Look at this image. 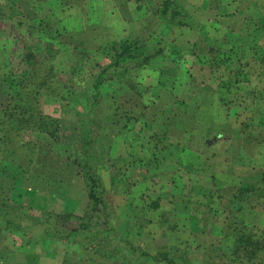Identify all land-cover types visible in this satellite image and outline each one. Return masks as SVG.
<instances>
[{
	"label": "rangeland",
	"instance_id": "1",
	"mask_svg": "<svg viewBox=\"0 0 264 264\" xmlns=\"http://www.w3.org/2000/svg\"><path fill=\"white\" fill-rule=\"evenodd\" d=\"M174 1L193 29L162 19L163 0H0L16 11L0 20V119L13 105L2 60L26 46L28 25L46 24L40 37L57 34L63 50L126 35L143 44L103 83L98 104L43 98L55 137L25 135L34 162L7 188L36 218L26 233L0 230V264H238L233 240L245 226L264 244V0ZM2 164L6 176L15 168ZM87 168L130 245L100 234L96 251L79 235L82 245L45 237L46 221L62 230L61 212L85 211Z\"/></svg>",
	"mask_w": 264,
	"mask_h": 264
},
{
	"label": "trees",
	"instance_id": "2",
	"mask_svg": "<svg viewBox=\"0 0 264 264\" xmlns=\"http://www.w3.org/2000/svg\"><path fill=\"white\" fill-rule=\"evenodd\" d=\"M12 9V4L0 3V20L11 19L16 13ZM159 13L162 19L177 20L176 25L194 28L192 17L174 0H163ZM34 23L35 25L27 26L30 37L26 46L20 48L16 45L2 60L6 68L5 88L13 105L5 108L0 119V230L20 234L28 232L27 228L22 230L24 221H31L36 217L28 214L25 204L14 200L7 188L13 184L11 182L27 176L34 162L37 144L26 140L25 135L29 132H40L47 134L49 138L55 137L58 119L42 112L43 98L56 97L66 102V105L82 104L83 100H88L91 106L98 104L100 87L112 76L122 75L123 72H118L117 67L134 58V52L141 45L138 46L140 42L137 39L126 35L120 40H112L98 47L69 44L64 51L57 44V34H51L53 38L43 40L40 36L48 33L46 24L41 21ZM35 30H39L38 36L34 35ZM149 57L141 61L146 62ZM102 60H107V63L102 64ZM87 159H84L85 164ZM3 161L15 166L8 176ZM87 169L85 186L88 205L85 211L82 215L61 212V226L63 228L66 225L62 230L59 228L56 231L58 227L53 230L51 226H47L46 221L43 228L45 237L56 236L60 243H67L69 238H73V243L82 245L80 241L75 240L79 235L82 236V242L84 238L88 240L86 248L92 246L96 251H101V246L96 242L100 234L117 237V242L130 245L126 232L128 228L123 227L112 213L111 203L107 198L108 192L100 180V175L93 172L92 168ZM247 186L240 189L245 192L249 190ZM69 220H77L79 223L68 226ZM93 224L98 225V230H91ZM243 230L235 232L237 236L233 240L234 250L238 254L236 262L240 264L246 260L250 264H264V244H261L257 235H249L246 226ZM129 248L133 249L132 246ZM153 260L156 264H175L170 258L157 256L153 257Z\"/></svg>",
	"mask_w": 264,
	"mask_h": 264
},
{
	"label": "crops",
	"instance_id": "3",
	"mask_svg": "<svg viewBox=\"0 0 264 264\" xmlns=\"http://www.w3.org/2000/svg\"><path fill=\"white\" fill-rule=\"evenodd\" d=\"M36 160H37V159H36ZM32 169H33V168H31V171H32ZM31 171H30V173H31Z\"/></svg>",
	"mask_w": 264,
	"mask_h": 264
}]
</instances>
